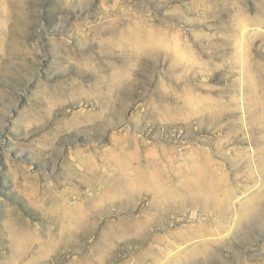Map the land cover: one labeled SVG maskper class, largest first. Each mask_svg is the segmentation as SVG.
<instances>
[{"label":"rangeland","instance_id":"obj_1","mask_svg":"<svg viewBox=\"0 0 264 264\" xmlns=\"http://www.w3.org/2000/svg\"><path fill=\"white\" fill-rule=\"evenodd\" d=\"M0 264H264V0H0Z\"/></svg>","mask_w":264,"mask_h":264}]
</instances>
